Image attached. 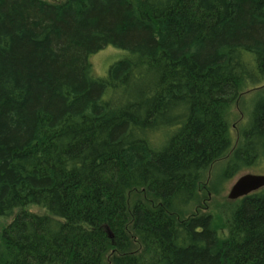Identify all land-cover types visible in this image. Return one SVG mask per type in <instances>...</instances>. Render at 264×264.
Returning <instances> with one entry per match:
<instances>
[{"label": "trees", "instance_id": "1", "mask_svg": "<svg viewBox=\"0 0 264 264\" xmlns=\"http://www.w3.org/2000/svg\"><path fill=\"white\" fill-rule=\"evenodd\" d=\"M262 84L264 0H0V264H264V187L223 238L190 211ZM259 96L228 170L264 159Z\"/></svg>", "mask_w": 264, "mask_h": 264}, {"label": "rangeland", "instance_id": "2", "mask_svg": "<svg viewBox=\"0 0 264 264\" xmlns=\"http://www.w3.org/2000/svg\"><path fill=\"white\" fill-rule=\"evenodd\" d=\"M45 1L56 3L63 0ZM124 54L125 52L122 50L115 49L112 46H106L102 50L91 55L89 57V62L91 64L93 75L95 77H104L108 67L118 59L122 58ZM259 95H264V84L246 86L242 91H240L237 99L228 106L226 111V120L230 128L232 148L228 154L210 165L198 190V199L190 208L192 213L202 211L210 212L214 216L217 226H219L218 232L221 238L224 237L225 230L223 226H221L223 224L220 222L216 206L235 201L229 200L227 195L231 186L241 175L246 173L264 174V159H259L257 163H253L249 166H241L235 171L228 170V166L226 165L233 147H235L240 141L242 129L249 123L251 109L255 101L261 97ZM214 188L217 192H215ZM26 209L37 214L46 213L44 209L38 206L29 205ZM14 212L17 213V210ZM182 217H185V215ZM11 219V214L0 218V229L9 223Z\"/></svg>", "mask_w": 264, "mask_h": 264}, {"label": "water", "instance_id": "3", "mask_svg": "<svg viewBox=\"0 0 264 264\" xmlns=\"http://www.w3.org/2000/svg\"><path fill=\"white\" fill-rule=\"evenodd\" d=\"M264 187V174L246 173L241 175L231 186L227 198L236 200ZM108 235L111 233L107 230Z\"/></svg>", "mask_w": 264, "mask_h": 264}]
</instances>
